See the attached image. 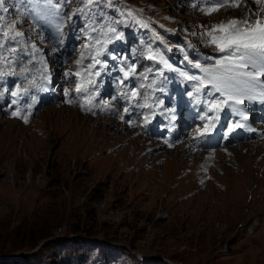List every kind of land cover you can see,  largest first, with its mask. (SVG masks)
I'll return each mask as SVG.
<instances>
[{
  "label": "rangeland",
  "instance_id": "rangeland-1",
  "mask_svg": "<svg viewBox=\"0 0 264 264\" xmlns=\"http://www.w3.org/2000/svg\"><path fill=\"white\" fill-rule=\"evenodd\" d=\"M243 1L229 7L238 19L244 18ZM196 3L4 0L0 5V264H264V140L247 144L249 153L245 145L201 153L189 139L169 152L117 117L88 113L73 98L75 76L59 102L35 112H18L14 105L35 59L30 44L41 46L55 69L77 72L91 63L87 58L82 66L74 63L82 52L89 56L85 45L95 54L101 47L96 42L108 40L98 59L113 45L120 55L116 48L124 36L152 27L178 57H169L147 34L143 45L131 39L138 71L154 69L141 82L159 76L145 58L149 48L178 69L186 68L185 57L215 63L220 57L204 33L222 18L223 7L206 15ZM258 5L253 2L250 13L256 15L248 16L253 23L261 18ZM8 25L14 39L2 36ZM110 27L122 38L108 32ZM68 32L76 33L79 44L61 61ZM12 74L15 87L5 89ZM135 134L144 138L138 153L128 147Z\"/></svg>",
  "mask_w": 264,
  "mask_h": 264
},
{
  "label": "snow or ice",
  "instance_id": "snow-or-ice-1",
  "mask_svg": "<svg viewBox=\"0 0 264 264\" xmlns=\"http://www.w3.org/2000/svg\"><path fill=\"white\" fill-rule=\"evenodd\" d=\"M4 0H0V5H2ZM206 4H214L215 7H209L203 9L206 15H211L212 12L218 11L219 7L223 4H228L231 7H237L238 3H234L233 0H201ZM254 3L261 5L260 12L264 13V0H253ZM88 3H93V0H88ZM196 6V5H194ZM6 11V10H5ZM132 9H128L129 15H132ZM251 15H256V13H250ZM3 20V17H0ZM137 23H141L137 21ZM142 26L147 27L146 24ZM12 25H8V30L2 33L4 39H14V37H9V31L12 29ZM108 32L114 34L116 39L122 38V34L118 33L115 28H108ZM22 33L16 32L15 36H21ZM107 35V33H105ZM207 37V43L213 45L218 53L221 54L220 58L216 59L215 65L212 67H203L199 62L191 64L192 69H197L202 73V75L190 74L189 71L181 70L173 67L171 63L160 52H153L151 48L147 50L145 56L146 59L153 61L156 65L158 71L157 75L163 76L164 71L178 72L179 75L185 81H191L193 91L188 92L189 97H196L197 103H204L207 106L209 113L219 112L225 105L234 107L237 104L244 103V99L248 100L261 99L264 101V90L259 93L255 92V88L258 83H260V77L264 76V18H257L253 23L248 18L243 20L231 19L227 23H220L213 25L211 30L204 33ZM108 40L103 42L97 41L98 45L101 47L92 54L91 45H85L89 49V56L85 57L82 52L80 57L74 62L77 66H82L84 60L90 59L91 63L87 64L83 68L82 73L80 71L65 72V76L77 77L76 80V92L92 93L94 86L97 81L95 77L100 76V71L96 70L97 65L103 68L105 65L102 61L98 59L100 52L103 51L102 44L108 43ZM4 48V44L0 42V49ZM11 51H15L12 49ZM116 59V57H112ZM187 60V57H185ZM208 59H211L209 57ZM163 65V68L159 66ZM251 69V70H249ZM120 71L123 73V77L120 81L123 84L129 79V77L139 76L144 81H148L149 74L154 71L153 68L149 67L145 72L137 73L136 65L130 64L126 67H121ZM155 80H152L150 84L141 83L139 85L140 89H144L154 85ZM206 85L211 86V91H207L206 94L210 97L207 101H201L199 99V94L202 91H206ZM128 91L131 95L126 96L129 103H133L135 98L140 95V92L135 88H129ZM212 92H218L219 97L212 95ZM145 103L138 104L140 108H152L153 105L147 103L150 96L145 95ZM162 103V102H161ZM157 107L159 105H156ZM125 112L129 109L125 108ZM123 119V117H121ZM148 116H145L147 121ZM175 119V116L172 117ZM201 119H207L208 123L205 125L203 131L197 130L198 135L205 136L208 135L210 130L215 128V123L213 121L219 120V116H205ZM243 125L239 123H234L228 128V132H232L236 127H242ZM227 135V134H226Z\"/></svg>",
  "mask_w": 264,
  "mask_h": 264
},
{
  "label": "bare ground",
  "instance_id": "bare-ground-1",
  "mask_svg": "<svg viewBox=\"0 0 264 264\" xmlns=\"http://www.w3.org/2000/svg\"><path fill=\"white\" fill-rule=\"evenodd\" d=\"M245 2V3H244ZM244 3V5H245V12H244V15H242V16H240V17H244L243 19H245V18H248V16H249V14H250V9L252 8V6H253V2L252 1H250V0H245V1H243L242 3H241V5H240V13H241V9H243V6H242V4ZM242 6V7H241ZM260 7H261V5H258V8H257V11L256 12H259V10L258 9H260ZM229 10H230V8L229 7H223V8H221V15L222 16H220V17H222V18H217V20H218V22H217V24L220 22V21H223V19H226L227 17H231V19H238L239 17L237 16V15H232V13H234V11H232V12H229ZM253 10H255V9H253ZM224 11H225V13H224ZM228 13H229V15H228ZM243 19H240V20H243ZM249 19V18H248ZM227 22V21H226ZM225 22V23H226ZM15 120V119H14ZM130 131H132V129H129ZM135 132V131H134ZM125 135H128L127 133L125 134ZM141 136V135H140ZM140 136H138L137 134H135V136L133 137V138H131L128 142H129V146L128 147H133V150H132V152L133 151H136L137 153H138V150H139V152H140V148H138V147H144L143 146V142H144V138L143 137H140ZM133 142H132V141ZM264 139H261V140H258V141H263ZM254 141H257V140H253V141H251V142H243V143H239V144H237V145H235L233 148L232 147H223V149H234V148H236V147H238V146H246L247 147V153H249L250 151L249 150H251V147L249 146V145H251ZM132 142V143H131ZM137 143V144H136ZM247 144H249V145H247ZM153 146H160V143H158V142H154L153 143ZM174 149H176V148H173V149H170V150H168V149H166L167 151H173ZM199 152V151H198ZM197 152V153H198ZM210 152V151H209ZM134 153V152H133ZM144 153H146V152H144ZM143 153V154H144ZM201 153H207L206 151H201ZM250 155V154H249ZM252 155V154H251Z\"/></svg>",
  "mask_w": 264,
  "mask_h": 264
}]
</instances>
